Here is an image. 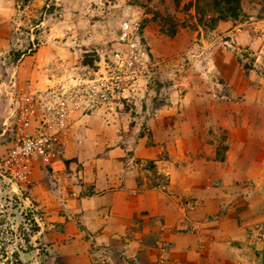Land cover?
<instances>
[{
  "label": "rangeland",
  "instance_id": "rangeland-1",
  "mask_svg": "<svg viewBox=\"0 0 264 264\" xmlns=\"http://www.w3.org/2000/svg\"><path fill=\"white\" fill-rule=\"evenodd\" d=\"M241 10L238 20L214 23L213 0H0V264H140L122 243L62 238L61 216L42 206L55 199L57 153L85 134L76 129L84 117L91 139L114 138L88 151L117 148L142 186L183 202L190 218L180 227L191 241L181 230L165 241L146 226L144 264H164L168 252L175 264H264V0H241ZM131 20L147 52L138 77L93 108L81 99L67 143L48 164L31 163L29 173L11 167L26 118L22 94L105 73L121 23ZM40 111L30 134L44 131ZM139 138L151 157L135 156ZM199 199L208 209L201 231Z\"/></svg>",
  "mask_w": 264,
  "mask_h": 264
},
{
  "label": "crops",
  "instance_id": "crops-1",
  "mask_svg": "<svg viewBox=\"0 0 264 264\" xmlns=\"http://www.w3.org/2000/svg\"><path fill=\"white\" fill-rule=\"evenodd\" d=\"M35 84L39 86L40 79ZM93 117L94 114L88 116L89 119ZM83 119L76 129L84 130L85 134L72 136L68 146L57 153L59 157L53 166L58 167L61 172L59 176L57 174L58 185L54 186L57 190L54 193L55 199L43 200L42 206L51 209V214L54 212L61 216L65 226L62 238L74 235L71 238L72 242H82L89 236L96 240H105L106 247L111 248L122 243L129 255L126 258H137L140 264H144L145 251L148 248L144 228L152 224L153 232L162 234L165 241H173L175 236L181 234L178 230L185 228L180 227L181 224L189 223L190 218L185 213L186 209L181 206L183 202L180 205L175 197L174 200L169 193L157 190L156 187L142 186L146 179L139 177L137 170L130 171V168L124 166L123 153L121 154L117 148L114 150L110 148L105 152L88 151L87 145L108 144L111 137L103 135L99 138L93 136L91 139L86 131L94 127ZM111 139L114 141V138ZM143 139H138L135 156L149 158L151 154H144L147 152L142 147ZM70 160H74L75 163H68L69 165L65 167L64 162ZM205 205L204 199H199L197 209L198 222L201 223L200 231L207 219L208 209ZM74 224H78V228L73 232ZM181 232H186V238L191 241L187 229ZM260 236L264 238V234ZM124 241L138 244L140 248H130L131 246ZM172 258V252H168L167 262L164 264H175ZM111 260L114 261L113 258H110Z\"/></svg>",
  "mask_w": 264,
  "mask_h": 264
},
{
  "label": "built area",
  "instance_id": "built-area-1",
  "mask_svg": "<svg viewBox=\"0 0 264 264\" xmlns=\"http://www.w3.org/2000/svg\"><path fill=\"white\" fill-rule=\"evenodd\" d=\"M140 31L141 26L135 20L121 23L117 37L119 47L111 53L110 65L105 73L96 71L92 79L81 76L74 88L51 89L40 96L22 94L26 118L19 121L9 149L8 163L11 167L18 172L29 173L31 163L48 164L57 153L55 147L67 143L71 126L69 115L71 117L80 107L81 99L93 108L112 97L120 85L129 84L138 77L139 69L136 68L143 66V60L147 58V52L140 44ZM86 85L89 86L84 88ZM37 110H41L46 119L44 131L30 134V118Z\"/></svg>",
  "mask_w": 264,
  "mask_h": 264
},
{
  "label": "trees",
  "instance_id": "trees-1",
  "mask_svg": "<svg viewBox=\"0 0 264 264\" xmlns=\"http://www.w3.org/2000/svg\"><path fill=\"white\" fill-rule=\"evenodd\" d=\"M213 7L216 16L210 17L209 20L214 23L228 19L238 20L242 14L241 0H213Z\"/></svg>",
  "mask_w": 264,
  "mask_h": 264
}]
</instances>
